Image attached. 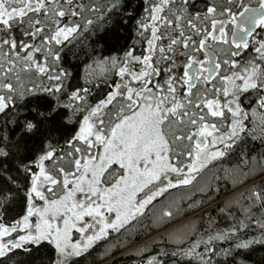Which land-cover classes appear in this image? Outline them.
<instances>
[{
    "label": "snow or ice",
    "instance_id": "1",
    "mask_svg": "<svg viewBox=\"0 0 264 264\" xmlns=\"http://www.w3.org/2000/svg\"><path fill=\"white\" fill-rule=\"evenodd\" d=\"M41 251L264 264V0H0V264Z\"/></svg>",
    "mask_w": 264,
    "mask_h": 264
},
{
    "label": "trees",
    "instance_id": "2",
    "mask_svg": "<svg viewBox=\"0 0 264 264\" xmlns=\"http://www.w3.org/2000/svg\"><path fill=\"white\" fill-rule=\"evenodd\" d=\"M68 58H69L70 64L75 63L74 59L72 58L71 53L68 54ZM220 175L223 177V173H220ZM209 178L213 179V182H215L214 178H212V177H209ZM219 187L221 188V194L216 197L217 200L223 199L225 196L230 194V192L232 190V181L230 179L222 178L219 181ZM177 195L179 196V195H181V193H177ZM182 218H184V217L178 216L177 219L175 221H173V224ZM157 230H159V229L153 228V229H148L147 231H145V229L141 228L140 235H138L135 240L128 243V247L130 245H132L133 243L143 241L145 238H147L149 235L153 234ZM45 255L46 254L43 251L35 253L34 257L32 258V260L34 261V264H40V260ZM260 255H261V253L258 252L256 254V257H259ZM18 259L26 260L28 258L21 255L20 257H18ZM133 260H134V257L132 255H128V254L119 255V256H117L115 264H133ZM98 263H99V261L97 260V264Z\"/></svg>",
    "mask_w": 264,
    "mask_h": 264
},
{
    "label": "rangeland",
    "instance_id": "3",
    "mask_svg": "<svg viewBox=\"0 0 264 264\" xmlns=\"http://www.w3.org/2000/svg\"><path fill=\"white\" fill-rule=\"evenodd\" d=\"M182 219H184V218H182ZM182 219L176 221L173 225H178V224H180L181 221H182ZM159 231H162V229H159V230H157L156 232H154L153 234L149 235V236H148L147 238H145L143 241H145V240H150L153 236H157ZM143 241L136 242V243H142ZM136 243H133L132 245H130L129 248H133V247H135V244H136ZM125 252H126V250H125ZM119 255H121V254H120V253H117V254H116V257L119 256ZM98 264H99V263H98Z\"/></svg>",
    "mask_w": 264,
    "mask_h": 264
}]
</instances>
